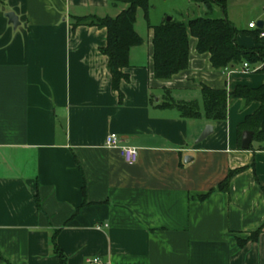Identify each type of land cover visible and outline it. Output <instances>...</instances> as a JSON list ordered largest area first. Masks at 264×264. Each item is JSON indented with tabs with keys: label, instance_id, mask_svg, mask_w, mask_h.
Returning a JSON list of instances; mask_svg holds the SVG:
<instances>
[{
	"label": "crops",
	"instance_id": "crops-1",
	"mask_svg": "<svg viewBox=\"0 0 264 264\" xmlns=\"http://www.w3.org/2000/svg\"><path fill=\"white\" fill-rule=\"evenodd\" d=\"M125 7L0 0V264H60L52 238L67 264H264V228L256 242L236 243L264 224V143L243 150L237 139L259 104L230 100L224 122L158 108L169 90L202 112V86L232 93L260 87L264 75L216 70L190 38L187 69L156 79L147 24L146 39L129 52L128 80L113 91L101 53L106 30L72 22L114 18ZM165 14L152 21L149 12V25ZM136 24L137 15V33ZM238 43L254 45L243 35ZM208 125L211 135L197 143ZM109 134L139 150L135 164L105 147ZM240 168L227 193L196 199Z\"/></svg>",
	"mask_w": 264,
	"mask_h": 264
},
{
	"label": "trees",
	"instance_id": "trees-1",
	"mask_svg": "<svg viewBox=\"0 0 264 264\" xmlns=\"http://www.w3.org/2000/svg\"><path fill=\"white\" fill-rule=\"evenodd\" d=\"M109 5L126 6L116 17H85L74 18L72 25L94 26L105 29L107 32L106 46L101 53L108 59V71L111 76V88L118 92L120 83L127 81L128 76L123 70L129 66V52L131 48L142 44V39L136 33L137 11L141 10L148 28L152 29V61L153 73L156 79L167 80L184 71L189 62V40H196V52L208 54L210 63L216 70L228 67L241 66L247 63L255 73L264 75V39L260 38L261 30H248L239 32L226 18V0H187L196 5H203L207 15L212 12L213 5L221 8L224 18L195 17L180 20L171 18L157 26H150L149 0H107ZM250 38L253 47H244L238 43L239 35ZM202 99V112L197 101H175L169 90L164 91L162 102L158 105L161 109H176L184 119H198L202 116L210 122H224L227 120L228 103L230 100H243L246 104L257 102L258 110L252 115L246 116L237 127V139L240 143L243 132L253 133L252 143H264V83L258 88L237 86L232 93L226 90H213L202 86L200 90ZM249 150H253L252 144ZM246 168L231 170L216 188L207 194L198 196L200 202L207 199L213 192L227 193L233 177L243 172ZM264 193V186H261ZM84 193V189H83ZM83 206H86L84 201ZM264 224L245 239H236L239 248L248 242H256L262 233ZM52 251L60 264H67V258L52 238Z\"/></svg>",
	"mask_w": 264,
	"mask_h": 264
},
{
	"label": "rangeland",
	"instance_id": "rangeland-1",
	"mask_svg": "<svg viewBox=\"0 0 264 264\" xmlns=\"http://www.w3.org/2000/svg\"><path fill=\"white\" fill-rule=\"evenodd\" d=\"M263 2L264 0H226V18L239 32L246 31L248 30L247 24L254 21L253 19L258 14L264 18V11L259 8ZM149 6L152 21L163 19L161 16L163 13H166V20L167 18L180 20L181 17L192 19L207 15V10L203 5H196L187 0H149ZM207 17L224 18V15L219 6L213 5L212 12ZM147 29L143 12L138 10L136 30L143 39H146Z\"/></svg>",
	"mask_w": 264,
	"mask_h": 264
},
{
	"label": "built area",
	"instance_id": "built-area-1",
	"mask_svg": "<svg viewBox=\"0 0 264 264\" xmlns=\"http://www.w3.org/2000/svg\"><path fill=\"white\" fill-rule=\"evenodd\" d=\"M262 10L264 11V4L262 7ZM264 22V21H263ZM248 29L249 30H256L257 26L256 23L251 22L248 24ZM260 38L264 39V24H263V29L261 30L260 33ZM242 71L244 73H250V72H255V69H250L247 63H243L242 65ZM105 147L107 148H117L120 151V154L126 164L132 165L135 164L138 160L139 157V150L134 147H129V146H122L120 144V140L116 134H109L106 139H105ZM88 264H99L100 261L99 259L95 258L93 260H88Z\"/></svg>",
	"mask_w": 264,
	"mask_h": 264
},
{
	"label": "water",
	"instance_id": "water-1",
	"mask_svg": "<svg viewBox=\"0 0 264 264\" xmlns=\"http://www.w3.org/2000/svg\"><path fill=\"white\" fill-rule=\"evenodd\" d=\"M6 17L8 18L9 22L13 26H16L18 24L17 18L12 13L7 14ZM170 19L171 18H167L166 21H169ZM263 24H264V22L262 20L258 21L256 23L257 29L262 30L263 29ZM212 131H213L212 126H210V125L206 126L204 128L203 132L201 133V135L199 136V138L197 140V143L205 140L208 136L211 135ZM252 137H253V133L252 132H250V131L243 132L242 138H241V148L243 150H248L249 149V146H250L251 141H252ZM190 160H191L190 157H186L184 161L188 162Z\"/></svg>",
	"mask_w": 264,
	"mask_h": 264
}]
</instances>
